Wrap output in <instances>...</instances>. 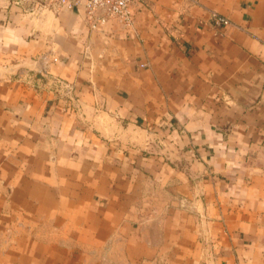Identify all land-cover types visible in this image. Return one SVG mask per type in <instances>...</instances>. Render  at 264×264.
<instances>
[{"label": "crops", "instance_id": "1", "mask_svg": "<svg viewBox=\"0 0 264 264\" xmlns=\"http://www.w3.org/2000/svg\"><path fill=\"white\" fill-rule=\"evenodd\" d=\"M131 11L0 0V264H264V0Z\"/></svg>", "mask_w": 264, "mask_h": 264}, {"label": "built area", "instance_id": "2", "mask_svg": "<svg viewBox=\"0 0 264 264\" xmlns=\"http://www.w3.org/2000/svg\"><path fill=\"white\" fill-rule=\"evenodd\" d=\"M61 3L70 0H59ZM84 2V7L89 15L94 16L97 11H103L104 14L98 17V21L105 22L109 17H117L122 21L129 23L132 20L131 7L133 0H75ZM230 19L224 15L214 13L211 23L215 28L222 29L230 24ZM59 83V87L63 84Z\"/></svg>", "mask_w": 264, "mask_h": 264}]
</instances>
